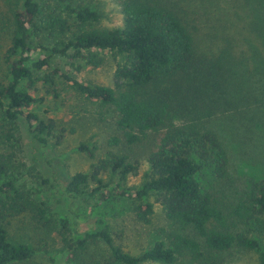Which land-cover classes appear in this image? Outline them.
Instances as JSON below:
<instances>
[{"label":"trees","instance_id":"trees-1","mask_svg":"<svg viewBox=\"0 0 264 264\" xmlns=\"http://www.w3.org/2000/svg\"><path fill=\"white\" fill-rule=\"evenodd\" d=\"M115 1L122 24L108 27L93 0H0L8 39L0 56V264L39 250L10 239V220L22 216L55 230L74 264H177L184 256L223 264L219 254L232 248L253 251L264 264V163L245 179L233 173L248 162L244 146L264 132V0ZM103 53L113 64L111 85L83 82L55 64L99 67ZM57 79L110 115L109 145H145L142 158H131L122 150L97 156L83 143L79 150L93 161L64 185L67 195L100 202L131 197L142 223L158 203L172 228H161L162 238L137 255L107 226L73 238L69 217L54 215L40 197L49 179L24 159L23 140L47 145L64 137L66 127L37 110L39 89L55 91ZM142 159L140 184L128 186ZM100 245L106 253L96 259L91 250Z\"/></svg>","mask_w":264,"mask_h":264},{"label":"rangeland","instance_id":"rangeland-1","mask_svg":"<svg viewBox=\"0 0 264 264\" xmlns=\"http://www.w3.org/2000/svg\"><path fill=\"white\" fill-rule=\"evenodd\" d=\"M93 3L100 4L106 13L103 21L105 26L113 27L122 24V14L115 0H93ZM2 9L3 7L0 8V13ZM6 30L5 25L0 26V56L8 42ZM103 55L107 59L99 67L83 66L72 59L66 61L56 59L55 64L83 82L111 85L113 64L107 53ZM77 66H79L78 69ZM52 88L56 90L47 92L45 87L39 89L37 98L40 107L37 110L45 117L57 119L66 127L64 137L59 143L51 139V143L47 145L31 143L29 138L23 140L25 145L23 153L25 158H23L26 161H28L26 158H31L32 163L49 179V184L42 186L40 197L48 201L54 215L65 213L59 215L69 217L73 238L82 237L85 231H96L107 226L116 243L122 245L125 251L133 255L141 253L162 238L161 228H172L158 203L154 205L150 222L142 223L133 215L131 197L116 196L111 201L100 202L93 196L67 195L64 192V185L75 172L88 170L90 162L93 161L84 151L79 150L83 143L95 145L97 156H102L106 150H122L128 152L131 158H142L146 151L145 145L130 146L127 150H123V146L116 149L118 147L109 145L108 139L115 133V125L110 115L103 112L102 116L99 115L96 105L78 97L63 80L57 79ZM259 133V136L244 146V150L250 154L246 157L248 159L246 165L242 167L235 165L233 173L237 178H248L249 175L259 173L263 169L264 132ZM147 168V163L142 159L138 174L129 175L126 184L132 187L139 185ZM8 232L10 239L23 241L39 249L30 259L12 264H74L68 260L67 251L60 250L62 246L55 230L45 233L43 228L36 227L28 217L22 216L10 220ZM41 246L46 250H40ZM91 252H95L94 258L99 259L105 255L106 250L100 245L92 248ZM219 257L223 260V264H257V257L253 251L239 248L221 252ZM177 264L200 263L184 256L178 260Z\"/></svg>","mask_w":264,"mask_h":264}]
</instances>
